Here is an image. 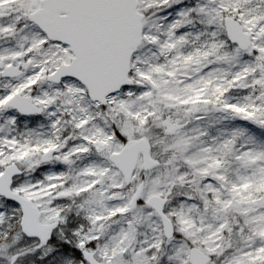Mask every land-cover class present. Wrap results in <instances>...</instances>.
I'll use <instances>...</instances> for the list:
<instances>
[{"label": "snow or ice", "instance_id": "snow-or-ice-1", "mask_svg": "<svg viewBox=\"0 0 264 264\" xmlns=\"http://www.w3.org/2000/svg\"><path fill=\"white\" fill-rule=\"evenodd\" d=\"M0 264H264V0H0Z\"/></svg>", "mask_w": 264, "mask_h": 264}]
</instances>
